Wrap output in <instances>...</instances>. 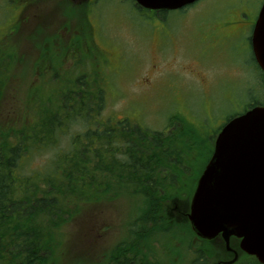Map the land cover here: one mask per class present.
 <instances>
[{
    "label": "trees",
    "instance_id": "trees-1",
    "mask_svg": "<svg viewBox=\"0 0 264 264\" xmlns=\"http://www.w3.org/2000/svg\"><path fill=\"white\" fill-rule=\"evenodd\" d=\"M88 39L93 37L87 36L74 48L81 50ZM44 50L46 57L35 62L33 72L36 77L48 74L49 80H55L57 84L53 82L49 92L33 82L19 99L20 91L9 86L14 72L9 64L17 62L15 54L0 65V264H69L73 260L88 264V241L84 239L76 252L73 235L65 236L61 230L72 227L90 205L110 202L122 194L139 197L141 205L125 224L123 240L90 264H182L173 259L176 254L161 261L153 244L170 234L175 237L183 228L172 222L165 210L172 198H189L193 184L187 175L188 156L193 148L185 138L200 132L192 125L186 134L175 136L128 119L103 124V89L94 92L81 71L70 82H60L57 77L62 61L74 59H69L74 49L58 55ZM92 50L93 59L95 41ZM10 91L17 96L19 111L15 119L7 120L2 116ZM79 123L85 129L72 138L69 150L57 152L44 168L28 170L30 158L56 149L65 129ZM181 146H187L188 151ZM190 249L193 257L186 264H214L224 259L209 242H191Z\"/></svg>",
    "mask_w": 264,
    "mask_h": 264
},
{
    "label": "rangeland",
    "instance_id": "rangeland-1",
    "mask_svg": "<svg viewBox=\"0 0 264 264\" xmlns=\"http://www.w3.org/2000/svg\"><path fill=\"white\" fill-rule=\"evenodd\" d=\"M240 3L258 10L264 0H200L194 6L202 10L201 15L192 22L194 31L200 29L203 20L213 18L217 9L236 7ZM18 7L16 0H0V65L15 54L17 62L9 64L14 71L9 86L19 90L18 98L23 99L30 83L36 82L45 92H49L55 80H49L48 74L41 77L34 75L35 62L44 60L38 56L40 48L47 50V47L44 44L39 46L28 38L27 33H32V30L26 33L22 24L12 15L11 9L17 10ZM92 11L96 42L102 45L97 44V49L103 47L108 50V59L103 54H100L99 60L92 59L90 54H87L88 58L76 50V54L80 55H77V59L68 61L65 58L60 64L57 72L59 81L72 79L82 74L78 73L81 71L95 88L107 84L104 120L129 119L150 130L170 131L175 136L186 134L189 126L194 124L200 133L185 138L186 144L193 148L188 156L190 183L193 184L210 159L212 138L224 122L242 112L249 101L264 103V81L256 78L260 73L255 69L247 38H239L222 47V44L214 43L211 36L203 40L191 36L189 28L180 27L175 45L162 48L160 45L167 46L169 39L154 35L155 28L178 24L184 17L181 13L165 12L157 15L141 11L132 0H102L92 7ZM76 16L80 17L78 11ZM14 21L20 27L14 26ZM39 33L48 32L41 29ZM62 45L66 47L67 43ZM83 46L87 48L86 42ZM83 49L82 53L85 52ZM106 60L108 64H105ZM250 69L253 72L246 74ZM9 93L2 116V119L7 120L15 119L19 111L17 96L13 91ZM84 129L82 123L65 129V134L59 138L58 148L30 158L28 170L46 167L57 152L69 150L72 138ZM183 147L188 151L187 146H181L180 149ZM141 202L137 196L122 194L120 199L115 197L110 202L101 201L100 205H90L87 213L77 216L72 227L66 226L61 232L65 236L68 233L70 238L73 235L76 252L81 250L84 239L88 241L90 259L86 257L90 264V260L100 258V253L123 240L126 235L125 224L134 217ZM76 230L80 235L75 234ZM176 236L175 239L185 242L175 240L166 245L169 241L166 238L161 243H154L153 249L157 252L160 250L159 256L165 262L176 254L173 259L186 264L193 257L191 242L186 243L189 235L179 230ZM169 239L174 240L172 237ZM163 246L166 249H162ZM77 262L73 260L68 263Z\"/></svg>",
    "mask_w": 264,
    "mask_h": 264
},
{
    "label": "water",
    "instance_id": "water-1",
    "mask_svg": "<svg viewBox=\"0 0 264 264\" xmlns=\"http://www.w3.org/2000/svg\"><path fill=\"white\" fill-rule=\"evenodd\" d=\"M197 1L136 0L152 11L179 10ZM253 51L264 71V3L253 34ZM188 219L200 238H222L228 251H232L231 239H240L241 249L264 264V107L248 111L222 129Z\"/></svg>",
    "mask_w": 264,
    "mask_h": 264
},
{
    "label": "flooded vegetation",
    "instance_id": "flooded-vegetation-1",
    "mask_svg": "<svg viewBox=\"0 0 264 264\" xmlns=\"http://www.w3.org/2000/svg\"><path fill=\"white\" fill-rule=\"evenodd\" d=\"M19 3L17 10H12V15L17 22L22 24L26 31L32 30V33H27L31 41H38L44 46L49 47V53L58 55L65 48H70L75 42L81 41L88 36H93V11L92 7L101 0H16ZM248 5V4H247ZM245 3H240L236 7H229L227 9H217L215 16L208 20H203L197 36L200 39L206 40L208 37L214 39V43L222 44L225 47L226 43H233V41L246 37L251 49L252 58L255 64V69L260 73L264 80V74L257 62L252 51V36L255 29L256 21L258 19L260 10L253 9ZM10 12L9 9H7ZM194 10V9H193ZM190 12L188 9H183L180 12L184 17L181 23L176 25L166 24L157 26L154 34L157 37L174 39L176 30L180 27L193 29L192 20L199 17L202 13L201 9ZM81 11L80 17L76 16V12ZM157 15L162 14L156 12ZM77 18H80L79 21ZM74 23L76 25H74ZM14 26L20 27L15 21ZM55 27V28H54ZM92 28V31L88 30ZM41 29L47 30L48 33L40 34ZM194 30V29H193ZM70 32L67 35V32ZM87 48V54L93 53L94 40H84ZM96 42V41H95ZM46 43H48L46 45ZM62 43H67L64 47ZM52 45V46H51ZM226 49V48H224ZM99 53L108 55L109 51L100 47ZM39 56L44 58L45 50L41 49ZM46 57V56H45ZM251 69L246 71V74H251ZM251 108H246L245 111Z\"/></svg>",
    "mask_w": 264,
    "mask_h": 264
}]
</instances>
